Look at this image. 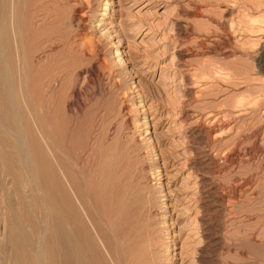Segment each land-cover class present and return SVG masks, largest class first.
Segmentation results:
<instances>
[{
    "label": "rangeland",
    "instance_id": "rangeland-1",
    "mask_svg": "<svg viewBox=\"0 0 264 264\" xmlns=\"http://www.w3.org/2000/svg\"><path fill=\"white\" fill-rule=\"evenodd\" d=\"M38 1L36 106L52 136L82 155L103 199L119 185L140 194V204L144 193L154 196L160 264H264V0ZM8 4L0 0L5 27ZM13 4L22 27L23 1ZM14 107L24 111L19 100ZM0 135V264H17L9 236L22 231L33 254L52 229L42 184L30 186L34 174L17 160L15 140ZM123 199L113 221L125 213ZM25 255L23 264H36Z\"/></svg>",
    "mask_w": 264,
    "mask_h": 264
},
{
    "label": "bare ground",
    "instance_id": "bare-ground-1",
    "mask_svg": "<svg viewBox=\"0 0 264 264\" xmlns=\"http://www.w3.org/2000/svg\"><path fill=\"white\" fill-rule=\"evenodd\" d=\"M8 1V6H10L9 24L8 27H5L3 24L0 25V132L8 134L15 140V144L17 145L20 154V156H16L17 160L20 161L23 169H25V166L27 165L33 172L34 177L28 178L27 180L30 186L36 185L38 183L36 180L42 184L43 190L39 191L42 193L40 196H37L39 197V202L44 206V227H50L52 229H50L51 231L49 230L50 233L48 235L44 232V234L42 233L43 235L41 234L42 236L38 237L36 243L37 246H35L36 248L33 254L30 251L27 252V245H25L26 251L22 246V241L25 239V235L22 231H17V233L15 232L16 234H13L11 237L9 236V239L20 248L18 251L21 255V258H18L19 254L16 253V250H13L15 253L13 252L10 258H14L15 262L13 263H17L18 261L17 264H23L22 260L25 261V259H23L22 256L26 254L25 256H28L26 260L33 258L36 264H40L39 254L43 252V254L48 253L47 258H45L48 264H127V262H132L133 264H160L164 253H162L163 250L160 248L163 246L162 243H164V240L161 237L162 234L158 233L159 225L157 226L154 224V211L157 209L155 201L153 200L154 196H152L151 193L146 195L144 193V196L142 195L144 203L140 204V194L138 195L133 188L131 189V192L133 193H131L128 189L124 188L123 185H119L116 195L114 194L115 191L113 192L115 195V197L114 195L112 197L114 198L113 200H111L110 196V199L106 196L108 192L105 193V199L108 198L109 200L104 204L105 199H103V195H101V192L103 191L101 189L103 187L101 186V188L99 185L101 182H99L96 175V177L93 175L94 178L90 177L93 180L96 178L98 183L96 179L94 180V182L96 181V184L93 182L90 183L92 179L87 177L88 167L85 166L86 163H84L80 157L81 154L72 152V147L68 143H65L70 141L66 140L62 143V141L60 142L61 139L58 140L56 139L57 137H53L54 135L52 136L51 131L48 129L50 125L49 127H46L43 123L41 119L42 116L38 112L39 108L37 109L36 106V91H34V73L36 70H33V54L31 53L35 41L34 37L36 36L33 28V20L35 18L34 12L38 9L39 1L22 0L23 12L26 15L25 22L21 19L24 23H21L22 27L19 23L17 24L18 21L16 22V15L14 16L12 8L14 5L13 0ZM4 5L6 6V3ZM1 10L0 21H2L1 17L4 16L1 14ZM11 53L14 55V63L17 65L16 68L19 71L18 75H20L17 78L18 98H16L13 92V77L9 69L10 63L14 61H11L10 59ZM4 64L8 67V70L3 67ZM21 75L23 81H21ZM18 100L22 103L24 111H21L19 108L18 111L13 110L12 105L16 107ZM14 114L17 118L15 122H13L14 124L11 125L9 120L12 119ZM10 144L12 143L10 142ZM10 144L7 146H10ZM59 150L64 151V154L67 156L66 159L59 155ZM9 154L10 153L5 154L6 159H9L10 155L13 156L15 153ZM13 160L15 161V158ZM9 167L11 166L9 165ZM0 175H2V172ZM36 186L35 188L37 189ZM39 187L40 186L38 185V189ZM27 191H31V188H28ZM110 194L111 193H108L107 195ZM29 195H31V192H29ZM124 197L127 199V202H124L123 207L125 213H123L121 221H118V218H116L118 222L115 220L114 222L112 220V214L117 211L119 214V211L122 209L121 206H123ZM102 199L104 201H102ZM25 202L26 201H24V203ZM125 204L127 205L125 206ZM10 205V207H12V204ZM107 207H114V209H112V211ZM120 207L121 209L119 210ZM29 208L28 210L30 211L28 214L32 211ZM7 209L9 208H6V210ZM120 214H122L121 211ZM31 216H33V214ZM61 219L65 221L66 227L65 229L58 230L56 227L59 228L58 225L60 226ZM18 221L20 222V220ZM112 221L114 224H112ZM116 222L118 224H115ZM114 225H117V227ZM30 226L28 227L30 228ZM61 226L63 227V225ZM15 229L17 228L15 227ZM13 231L15 230L13 229ZM45 242L47 246L44 248L43 244ZM14 243L13 245H15ZM1 244L3 243L1 242ZM2 246L3 245H1V247ZM30 259L28 261H30Z\"/></svg>",
    "mask_w": 264,
    "mask_h": 264
}]
</instances>
